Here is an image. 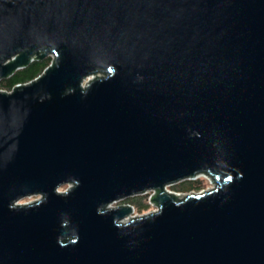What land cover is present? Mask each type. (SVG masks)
<instances>
[{"label":"water","instance_id":"water-1","mask_svg":"<svg viewBox=\"0 0 264 264\" xmlns=\"http://www.w3.org/2000/svg\"><path fill=\"white\" fill-rule=\"evenodd\" d=\"M48 55L0 90V264H264V0H0V80Z\"/></svg>","mask_w":264,"mask_h":264},{"label":"trees","instance_id":"trees-1","mask_svg":"<svg viewBox=\"0 0 264 264\" xmlns=\"http://www.w3.org/2000/svg\"><path fill=\"white\" fill-rule=\"evenodd\" d=\"M49 64V58L45 57L44 59H37L36 57L30 61L26 66L22 67L19 70H16L9 76L4 79L0 80V90L9 92L15 85H22L32 81L34 78L39 76L42 71L47 67ZM200 188L199 181H190V180H183L179 183H175L171 186L172 190L177 192L181 191H189V190H198ZM140 197H132L123 202L130 204L132 206L135 203L139 202ZM141 209H145V207L139 206Z\"/></svg>","mask_w":264,"mask_h":264},{"label":"rangeland","instance_id":"rangeland-1","mask_svg":"<svg viewBox=\"0 0 264 264\" xmlns=\"http://www.w3.org/2000/svg\"><path fill=\"white\" fill-rule=\"evenodd\" d=\"M190 181H199L200 188L198 190H189V191H181V192H177L175 190H171V191L175 194H178L179 196H187V195H192V194H198L201 191H209L210 189L213 188V184L211 183L210 179L208 177H205V176L198 175L195 178L190 179ZM177 183H179V182H177ZM67 188H68V185H65V186L58 188L57 191L62 192ZM136 197H140V199H139L140 201L135 203L134 206L127 204L126 202L121 201V202H117L115 204H111L110 207L120 206V205H125V204L129 205L130 207L132 206V211L129 215L130 217L142 216L144 214L154 212L157 210L156 206H153L151 204V202L148 201V199H147L148 194H146L144 196H136ZM39 198H40L39 195L29 196V197L22 198V199L18 200L17 204L32 203V202L38 200ZM139 206H141V207L143 206V207H145V209H141V208H139ZM127 219H128V217L125 218V220H127Z\"/></svg>","mask_w":264,"mask_h":264},{"label":"built area","instance_id":"built-area-1","mask_svg":"<svg viewBox=\"0 0 264 264\" xmlns=\"http://www.w3.org/2000/svg\"><path fill=\"white\" fill-rule=\"evenodd\" d=\"M48 58H49V64L47 65V67L46 68H48V67H50V65H51V62H52V60H53V57L51 56V55H48L47 56ZM43 72V71H42ZM101 75L100 74H95V75H91V76H88V77H86L83 81H82V83H81V86L83 87L88 81H91L92 79H94V78H98V77H100ZM37 77H39V76H37ZM36 77V78H37ZM36 78H34L33 80H35ZM201 176H205V177H207L206 175H204V174H200ZM198 176V175H197ZM196 177V176H195ZM194 177V178H195ZM209 178V177H208ZM173 185V184H172ZM172 185H166V186H163V192L165 193V194H167V195H171V196H179L178 194H175V193H173L171 190L172 189H170L171 188V186ZM146 194H148V201H150L151 202V198L154 196V194H155V192L153 191V190H148V191H145V192H143L142 194H140V195H137V196H144V195H146ZM136 197V196H135ZM151 204L153 205V206H155L152 202H151ZM120 206H129V205H127V204H125V205H120ZM131 209H132V206H131Z\"/></svg>","mask_w":264,"mask_h":264}]
</instances>
